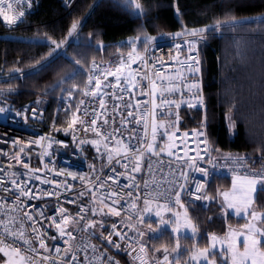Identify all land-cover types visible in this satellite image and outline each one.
<instances>
[{
  "label": "trees",
  "instance_id": "1",
  "mask_svg": "<svg viewBox=\"0 0 264 264\" xmlns=\"http://www.w3.org/2000/svg\"><path fill=\"white\" fill-rule=\"evenodd\" d=\"M140 2L146 12L144 17L137 19L113 8L107 0H75L69 11L63 8L62 0H33V10L16 31L6 32L0 24V100L19 109L42 99V126L47 133L55 134L67 126L70 110L67 101L73 107L77 106L83 95L77 91L69 101L67 92L72 81L52 89L73 68L82 74L76 77L75 82L83 88L93 59L100 61L105 70L110 67L115 71L123 56L130 51L124 42L137 36L141 40L154 35V23L157 20L165 32L175 34L185 26L189 29L211 26L214 29L218 19L223 23L235 17L241 23L220 32L211 31L209 38L200 41L198 47L207 106V136L217 156H243L252 163H264V24L248 22L264 17V0ZM177 6L180 16L177 15ZM74 19L83 22L79 37L75 34L70 43L66 42L63 47L52 52V56L56 53L63 55L47 69L30 75L39 67L37 61L43 63L45 59H51L49 53L55 45L51 43L50 37L57 42L69 40L67 30ZM90 35L91 47L88 46ZM118 46L120 51L117 50ZM144 47L145 44L139 42L138 50L142 51ZM77 59L81 61L80 64L75 63ZM198 117L196 111H181L180 127L193 128ZM228 117H234V125ZM80 141L74 145L79 152V160L90 172H97L104 166L105 159L97 157L91 143L80 144ZM216 148L220 151L216 152ZM232 188V178L216 177L208 184L209 199L195 205L181 203L197 228L196 238L185 237L180 240L186 249L181 255L183 259L188 257L194 244L201 248L207 246L210 234L223 237L226 229L245 222L241 214L225 211L217 203V198L219 200L222 194L218 193ZM91 205L93 208L94 205ZM252 207L264 212V194H259L258 202ZM116 218L124 221L121 214ZM147 222L155 224L154 220ZM260 226L264 228V223ZM144 238L146 251L151 256L156 251L161 253L160 259L165 255L164 247L168 248L167 254L170 255L175 243L172 233L167 229L158 237L152 234L146 237L145 233ZM216 254L219 256L218 252ZM119 258L124 264H131L127 258L120 255Z\"/></svg>",
  "mask_w": 264,
  "mask_h": 264
},
{
  "label": "built area",
  "instance_id": "2",
  "mask_svg": "<svg viewBox=\"0 0 264 264\" xmlns=\"http://www.w3.org/2000/svg\"><path fill=\"white\" fill-rule=\"evenodd\" d=\"M63 8L67 11L70 10L72 3L75 0H62ZM28 0L24 2V10L26 16L33 10L34 3L31 0L32 7L28 8ZM23 18V22L26 18ZM0 24L4 31L13 32L16 31L23 23H19L17 26H14V30H10L6 25L3 24V21L0 20ZM185 39L194 40L198 38L193 37H182L178 39H169L159 42H152L149 44L147 52V60L150 66V71L154 74L155 71L159 70L161 73L172 77L171 80L161 81L156 79L153 75L151 78L156 79L157 85H163L165 89L171 87L173 90L171 92L165 91L164 98L168 100L175 101L172 105H162L155 110V116L157 121L164 120L166 125H170L168 128L169 132L175 133V139L169 140L168 137L164 134V129L160 128L157 131L156 141L154 142V148L157 152L160 153L159 157L152 156L150 152L145 151V155L141 160V171L136 173H131L126 171L125 168L121 167V164L116 163V159H120L121 163H127L123 157H115L111 164L107 161V153L105 149L101 146L104 155H105V164L97 172H90L84 165L83 162L79 160V152L76 149L75 144H77L82 139H99L92 132L91 121L95 117L97 112L101 113L100 119L97 121L98 128L107 133L113 128H121V116L116 115L113 111V105L119 103L122 105L132 104L133 109L136 108L137 103L140 104V111L149 113L148 116V133L145 137L144 133V124L143 121L137 125L134 119H131V123L128 125L127 130H121L119 133H116L118 138L123 139L125 143H131L133 150L140 147V138L144 139V143H152V97L151 93V84L149 79H141L140 76L136 77V87L133 89L132 94H125L121 92V88L126 89L128 85L123 82V77L121 83L117 88L113 89L110 85L116 83V78L114 76H108L107 79H104V76L101 74L105 70V67L100 61H95L98 65L97 72L93 75L92 87H95V80L97 75L102 81L101 89L99 90L98 95H88L79 99L77 106H79L80 111L77 113L78 117L85 121L86 126L89 128V131L85 132L84 127L80 123H77L73 129H69L67 132L64 129L57 131L55 134L47 133L43 128V119L42 110L40 108V103L42 99H37L30 104H27L19 109H14L10 105L4 104L0 100V107H5L11 109L8 113V118L5 120L3 115H0V169H5L9 174L5 175V172H0V179L5 181H10L11 179H17L20 181H27L25 187L31 193V199L27 197H22L24 201L21 206L24 211L30 212L37 220L43 219L38 214L42 210L44 218L46 217H55L56 221L60 220V216L57 215V208L63 207L66 209L64 215H69L72 217H77L79 213V208L82 206L86 209V220H102L103 228L99 224L95 225L94 229H89L88 233L94 232V236H89L88 233L84 231H78V228H82L86 221H80L78 225L70 224L69 230L73 231L77 237V240L74 241V244H82L87 242L89 245H95L97 251L92 252L91 247L88 248V257L92 264H100L98 260H93V256L102 257L105 264H107V256L112 255L114 261H119V264H124L120 258L123 256L129 260L131 264H141V261L138 259H133L139 253V245L144 243V236L140 237L137 235V232L130 230L128 225L130 223L122 222L117 218L112 217H94L92 215V200L93 196L91 192H87L84 196H79V193L84 189V184L80 180V175L85 177V181H93V187L98 189L97 192V203L94 207L97 210L101 209L100 204L98 203V197L100 195L106 194L108 191H114L119 194L120 199L119 203L112 204L113 199L117 197L105 198L104 203L108 206L114 207L125 219H128L129 216L136 217L142 205H144V199L148 198L153 201V204L160 205H176V192H180V202L186 203L189 205H195L204 201L205 199H194L193 195L204 197L207 196L208 184L209 182L204 181L203 173L193 170L188 164H185L187 157H196L197 152H200V155L204 157L203 161L196 159L195 163L207 169L212 173V178L221 177V178H233V175L238 176H251L253 174H259L264 170V163H252L247 159L239 163H234L231 159H225V156H217L212 151L211 158L212 163L216 165L215 168L212 167V164L208 162L209 157L205 155L204 144H197V140H203L204 137H195L192 135L194 130H203L208 132V123L206 119V102L204 97L203 90V81H202V69L198 74H192L187 71L186 64L182 67L178 61H186V58L189 55L188 45L184 43ZM181 45L180 49L176 48V44ZM200 43V42H199ZM197 44V50L199 47ZM145 49V47H144ZM144 49L140 52L144 54ZM197 53H192L196 55ZM199 54V50H198ZM200 59V56H199ZM191 63V61H187ZM92 66V64H91ZM90 66V68H91ZM131 69L139 72L141 75L146 71L145 67L141 64L140 61H137L134 64H131ZM201 67V66H200ZM127 75V70L125 72ZM193 82H198L200 85L199 91L203 95L204 106L201 107L199 103L195 100V97L189 92L186 85ZM148 92L149 95H141V90ZM113 93L116 96H123V100H114ZM131 95V99L129 96ZM101 97L105 101V109L100 108V99ZM161 97L159 92L157 93V104H160ZM83 101V103H81ZM147 101L148 103H143ZM196 103L195 107H189L188 103ZM176 104H179V108L176 107ZM35 108V115L32 112V109ZM183 110H193L198 114V120L195 122V126L191 129H182L180 127V113ZM19 111L21 114L16 115V112ZM123 114L127 118V112L129 109L121 107L116 110ZM107 112V115L104 113ZM177 114L179 120L177 121ZM25 115L27 116V121L25 120ZM113 118H115V123L113 124ZM104 119H107L109 123L104 124ZM202 124H206V127L202 129ZM185 133L188 135L185 136ZM76 136L75 142L73 141V136ZM135 135L138 139H129ZM41 137L45 139L40 141V145L36 144L37 140H40ZM19 140V144H14V141ZM7 141V142H5ZM109 143H114L109 141ZM51 144V147L48 145ZM169 145L171 148L169 149ZM23 147L24 151L21 153L20 148ZM161 148L164 151H161ZM45 149L48 152V155H43ZM171 151L173 154L168 155V151ZM185 151H187V156H185ZM4 153H7L6 155ZM19 153L21 156L22 163H28L30 168L40 169V171L35 174L24 175L28 172V169H25L21 164L16 163V154ZM43 156V163H41V157ZM237 157V156H232ZM243 157V156H240ZM179 158V159H178ZM163 161L161 163L160 161ZM134 163V161H133ZM47 165V168L44 165ZM149 164H151V172L149 171ZM12 165V168L8 166ZM132 165H129L131 168ZM51 169V171H49ZM66 171L77 173V178L73 180L71 177H66L65 175H56L58 171ZM181 171H184L188 179L187 181L181 176ZM11 173H16L17 176H12ZM132 175L136 177L135 183L138 185V188L131 189L132 196H128L129 188L126 185L129 184L127 176ZM29 176H39L40 179L29 178ZM112 177L116 180V183H113ZM97 178L101 182L105 183V188H99V184L96 183ZM41 179L52 181L51 183H41ZM148 181V187H145V181ZM200 181L204 183V187L200 192H196V182ZM62 185H72L70 190L65 188L57 189L56 184ZM181 185L183 187L181 188ZM7 186L10 188L11 184L8 183ZM60 192L59 198L55 195L49 196L45 195L46 192ZM150 193V195H148ZM137 194L139 199H136ZM4 194L0 192V197H3ZM39 196V198H37ZM130 200H136L137 208L132 209L130 207ZM71 201H75L72 203ZM2 202V201H0ZM9 203H11V198H9ZM22 215V213H21ZM102 216V215H100ZM3 218V217H0ZM113 225H115V230L120 231L121 233H126L124 241L121 242V249H116L108 245V242L104 240L101 236L103 232L104 236H107L109 233H112V239L119 241L113 230ZM43 226L46 230V235L44 240L46 245L49 247L50 252L55 256V249L60 248L61 253L63 254V249L66 245L63 243L64 239L67 237L61 238L56 229L52 226H49V221L43 219ZM138 229V228H137ZM139 230V229H138ZM141 231V230H140ZM29 234L31 231L29 229ZM55 237V239H51ZM139 242V243H137ZM128 243H131L133 247L136 248V252L132 256H129L128 253L131 252V249L127 247ZM39 252L43 250L39 249L38 244L36 245ZM46 254V253H45ZM78 258L83 261L84 253L80 252ZM132 259V260H131Z\"/></svg>",
  "mask_w": 264,
  "mask_h": 264
},
{
  "label": "snow or ice",
  "instance_id": "3",
  "mask_svg": "<svg viewBox=\"0 0 264 264\" xmlns=\"http://www.w3.org/2000/svg\"><path fill=\"white\" fill-rule=\"evenodd\" d=\"M24 2L25 0H0V20L3 21V24L6 25L10 30H14V26H17L19 23H23V18L26 16V12L24 10ZM28 8L32 7L31 0H28L27 3ZM125 6L126 7H133L137 11L133 13L134 16H136L137 19H140L145 16L146 9L140 2V0H125ZM175 6V5H174ZM177 15L180 16V10L177 6ZM251 22H257L260 24H264V17L260 18H254ZM238 22L236 21L235 17L231 18V21L228 22L227 20L225 22H221L219 19L216 21L215 28L212 29L211 26H205L201 28H187L185 26L181 32H177L174 34L175 37H193L198 38L194 40H187L185 39L184 43L188 45V52L189 55L186 58V61H178V63L181 64L183 67L185 64L187 66V71L192 74H198L201 71V63L202 61L199 59V54L197 50V44L200 41L206 40L209 38V33L211 31L220 32L226 27H236ZM83 22L79 19H74L70 25V27L67 30V36L72 37L75 33L77 35V38L79 37V31L82 29ZM51 40V43L55 45V48L51 49L49 56H51V59H45L43 63L39 64V67L35 69L33 73H30V75L38 74L39 72L44 71L47 69L52 63L55 62V60L62 57V53H56L55 56H52V52H55L56 49H59L65 45V43H70L69 41L61 40L57 42L56 40H52L51 37L49 38ZM156 38L152 36H146L144 41H140L139 36L136 37L135 40L130 39L128 41V44L131 45V50L127 53L128 55V62L125 63L123 59H121V62L119 66L115 68V71H112L109 67L107 70H104L101 72V74L104 76V79L106 80L108 76H114L116 78V83L111 84L110 86L115 89L117 86L121 83V79L123 77V82L128 85L126 89L121 88V92L125 94H132L133 89L136 87V77L140 76L141 79H149L151 84V97H152V143H144V139L140 138V147L133 150L131 143H125L123 139L118 138L116 133H119L121 130H127L128 125L131 123V119H134L137 125H139L142 121L144 124V133L145 137H147L148 133V116L149 113L147 111L141 112L140 111V104L137 103L136 108L133 109L132 104L129 103L127 105L122 104H115L113 105V111L116 115L121 116V128L116 129L113 128L111 131L105 133L101 131L97 126V121L101 117V113L97 112L95 114V117L91 121V131L95 133L99 139H92V140H81L80 144L84 143H91L97 150V152H100L101 146L105 149L107 153V161L109 164L112 163L113 159L115 157H123L124 160L127 161V163H121L120 159H116V163L121 164V167L125 168L126 171H130L131 173H136L141 171V160L145 155V151H142V149L146 150L147 152H150L152 156L159 157L160 153L157 152L154 148V142L156 141L157 131L160 128L164 129V134L168 137V139L174 140L175 133L169 132L168 128L170 125H166L164 120H160L159 122L156 119L155 116V110L158 107H161L162 105H172L175 103L173 100H168L164 98V92L168 91L171 92L173 89L171 87L165 89L163 85H157L156 79H159L161 81L164 80H171L172 77L167 76L163 73H161L159 70L155 71L154 74L150 71V66L148 64L147 60V52H148V45L151 44ZM91 35L89 36V44L88 46L91 47L90 44ZM142 42L145 44L144 54H141L137 48V43ZM101 48H103V45H101ZM176 48L180 49L181 45L179 43L176 44ZM118 51H120V46L117 48ZM192 53H197L196 55H192ZM122 55V54H121ZM137 61H140L141 64L145 67L146 71L143 75H141L139 72L131 69V64L136 63ZM187 61H191V63H187ZM76 64H80L81 61L77 59L75 61ZM98 65L95 63V59H93L92 66L90 69H88V77L85 82V85L83 88L75 82L76 77L82 75L78 69L73 68L71 72L65 74L63 77H61L60 80L57 81L55 85L52 86V89L55 90L57 87H60L64 83H67L69 81H72L70 90L67 92V96L69 98V101L71 100L73 94L77 91H81L84 96L93 95L96 96L99 93V90L101 89L102 81L99 78V75H97L95 80V87H92L93 82V75L97 72ZM17 71L19 69H16ZM127 70V75H125V72ZM155 76L156 79H152V76ZM14 78V77H13ZM189 92L195 97V100L199 103L201 107L204 106V99L202 93L199 91H193V90H199L200 85L198 82H193L191 84L186 85ZM11 91V89H9ZM159 92V95L161 97L160 104H157V93ZM141 95H149L148 92H145L143 89L141 90ZM131 99V95L129 96ZM113 99L114 100H123V96H116L113 93ZM83 103V101H81ZM143 103L147 104V101H144ZM179 104H176V107L179 108ZM188 106L195 107L196 103L189 102ZM121 107L129 109L127 112V118L123 116L122 113L119 111H116L120 109ZM100 108L105 109V101L101 97L100 99ZM234 111V106L233 109ZM11 111L9 108L0 107V115H3L5 120L8 118V113ZM80 111L79 106H77L76 112H73L71 117L66 121L67 128L64 129L65 132H67L69 129H73L74 126L77 123H80L82 125H85L84 130L85 132L89 131V128L86 126L85 121L81 120L77 113ZM33 114L35 115L36 109H32ZM21 113L19 111L16 112V115L19 116ZM104 115H107V112L104 113ZM131 118V119H128ZM229 122L234 125V117H228ZM25 120L27 121V116L25 115ZM179 120V116L177 114V121ZM104 124L107 125L109 121L107 119H104ZM113 124L115 123V118H113ZM202 129L206 127V124H202ZM188 134L185 133V136ZM193 136L199 138L204 137L203 140H197V144H204L203 151L205 152V155L209 157L208 162L212 164V167L215 168L216 165L212 163L211 153L213 151L212 147L210 146V141L208 139V136L205 131L203 130H194L192 133ZM45 139L44 137H41L40 140L36 141V144L39 146L40 141ZM131 139H138L135 135L129 138ZM76 136H73V141L75 142ZM109 141H112L114 143H109ZM7 142V141H5ZM20 141H14V144H19ZM48 147H51V144L48 145ZM169 149L171 148V145L168 146ZM24 151V148H20V152L22 153ZM161 151H164L163 148H161ZM216 152H219L220 149L216 148ZM5 155L7 153H4ZM168 155H172L173 153L169 150ZM43 155H48L47 150L45 149ZM185 156H187V151H185ZM226 160L231 159L234 163H239L241 161L246 160V157H232L231 155H226L224 157ZM179 159V158H178ZM199 159L203 161L204 157L200 155V152H197L196 157H187L185 160V164H188L190 167L193 168V170L203 173L204 181L210 182V179L212 178V173H210L207 169L202 168L198 166L195 163V160ZM134 161V163H133ZM163 163V161H160ZM16 163L21 164V156L19 153L16 154ZM41 163H43V156L41 157ZM129 165H132L131 168H129ZM22 166L25 169H28V172L24 175L29 174H35L36 172L40 171V169H33L29 167L28 163H22ZM9 168H12V165L8 166ZM45 168H47V165H44ZM51 171V169H49ZM149 171L151 172V164H149ZM0 172H5V175H8L9 173L5 169H0ZM56 175H65L66 177H71L73 180L77 178V173L73 172H66V171H58L55 173ZM12 176H17L16 173H11ZM181 176L184 178L185 181H187L188 176L184 171H181ZM29 178H35L40 179L39 176H29ZM80 180L84 184V189H82L79 193V196H84L87 192H91L93 196L92 204L95 205L97 203V192L98 189L93 187V181L88 180L85 181V177L83 175H80ZM129 180V184L126 185L130 190L128 192V196H132L131 189L138 188V185L135 183L136 177L129 175L126 177ZM109 179H113L112 177H109ZM52 181L49 180H43L41 179V183H51ZM10 183L11 187L9 188L7 184ZM27 181H20L18 182L17 179H11L10 181H5L4 179H0V192L4 194L3 197H0V264H92V262L89 260L88 257V248L91 247V250L93 253L97 251L95 245H89L87 242H84L82 244H74L73 242L77 240L76 235L73 231L69 230L70 224H76L78 225L80 221H86L84 223V226L82 228H78V231H84L88 233L89 229H94L96 224H99L101 228H103V221L100 220H86V216L84 215L86 213V209L84 207L79 208V213L77 217H72L69 215H64L66 212V209L63 207L57 208V215H59L61 218L57 222L55 217H46L44 218L43 211L41 210L39 212V216L43 219H47L49 221V226H52L56 229L58 235L61 238L67 237V239L63 240V243L66 245V247L63 249V254L61 253L60 248L55 249V256L52 255V253L49 250V247L46 245L44 236L47 234L46 230L43 226V219L37 220L35 216H33L30 212L24 211L21 207L24 203V201L21 199L22 197H27L31 199V193L30 191L25 187ZM96 183L99 184V188H105V183L101 182L99 178H97ZM113 183H116V180L113 179ZM196 192H200L201 189L204 187V183L197 181L196 182ZM232 184H233V191L232 193H223L225 203L228 208H234L236 213L239 214L240 212H244L247 216L249 208L254 203L258 202L259 194H264V170H262L259 174H253L251 176L245 175V176H238L233 175L232 178ZM259 185V187H258ZM72 185H62L57 183L56 188L61 189L65 188L67 190H70ZM145 187H148V181H145ZM183 185H181V188ZM86 190V191H85ZM193 195L194 199H209V197L204 196H198L194 193H190ZM45 195H55L57 198L60 196V192H46ZM150 195V193L148 194ZM180 192H176V203L180 205L181 208L184 207L183 204L180 202ZM111 198V197H117V199L112 200V204L119 203L120 196L118 193L114 191H108L104 195H100L98 197V200L101 204V209L99 213L97 212V209L93 207L91 209L92 215L95 217L98 214L103 215V209L104 207H107L108 214L110 215H120V212L117 211L114 207L108 206L104 203L105 198ZM9 198H11V203H9ZM39 198V196H37ZM136 199H139V195L137 194ZM72 203H75V201H71ZM144 209L143 212L136 217L129 216L128 219H136L139 223H144V213H149L153 210V207L157 209L156 215L157 217H160V222L163 224L171 223L170 220H166L161 215V212L158 209L167 207L166 205H160L156 204L153 205V201L145 198L144 199ZM130 207L132 209L137 208L136 200H130ZM170 210V209H169ZM22 213V215H21ZM176 216L175 225L172 228V231L174 233L179 234L180 230L187 229L190 230L193 234V238H195V234L197 232L196 226L193 224L192 220L189 218L187 211L183 213V216L179 213H174ZM260 221L261 223H264V212L262 211H256L253 210L251 212V221H249L247 224L243 226V231L236 232L235 230H230L229 233L225 236V238L222 240L215 234H210L208 236V243L205 247H198V245L194 244L193 248L195 251L191 253V259L193 261H196L197 264H264V228H259L255 226V222ZM130 230H134L137 232V235L140 237H143L145 233L143 231H140L135 228V225H128ZM148 228L151 231H156L157 229H154L152 227V224H148ZM29 229L31 231V234H29ZM114 233L117 237H119V241H115L112 239V233H109L107 236L103 235V232L101 233V236L104 240L108 242V245L111 247H115L116 249H121L122 244L121 242L124 241L126 233H121L118 230H115V225H113ZM89 236H94L95 233H88ZM243 237L242 240V250L241 246L239 244V237ZM154 237H150V239H153ZM51 239H55V237H51ZM179 235H177V241L175 248L172 249L173 252H178L180 248L179 243ZM139 243V242H137ZM38 244L39 249L43 250V252H39L36 245ZM220 245L219 249V256H217L216 252L213 251L216 249L217 245ZM128 248L131 249V252L128 253L129 256H132L133 253L136 252V248L133 247L131 243H128ZM168 248L164 247L165 255L163 257V260L165 264H168L169 256ZM84 253V260L81 261L78 256L79 253ZM46 253V254H45ZM146 255V248L143 244L139 245V253L133 257V259H138L141 261V264H147V261L145 260ZM93 260H98L100 264H105L102 257H96L93 256ZM107 264H119V261H114V257L112 255L107 256ZM159 264V262H158ZM177 264H179V260L177 258Z\"/></svg>",
  "mask_w": 264,
  "mask_h": 264
},
{
  "label": "rangeland",
  "instance_id": "4",
  "mask_svg": "<svg viewBox=\"0 0 264 264\" xmlns=\"http://www.w3.org/2000/svg\"><path fill=\"white\" fill-rule=\"evenodd\" d=\"M108 1V4H110V6H112L113 8H115V9H117V10H119V11H121V12H123V13H126V14H128V15H130V16H132V17H134V18H136V16H134L133 15V13L134 12H136L137 10L135 9V8H133V7H126L125 6V0H107ZM155 32H154V35H148V36H152V37H155L156 39L153 41V42H159V41H163V40H169V39H176L177 37H175L174 36V34H169L168 32H165V30H164V28H163V26H162V24L157 20L155 23ZM74 36H75V33L73 34V36L72 37H69V40L68 41H70V40H72L73 38H74ZM182 37V36H181ZM181 37H178V38H181ZM146 38V37H145ZM145 38H143V39H141L140 41H144L145 40ZM130 39H128V40H126L124 43L127 45V46H129L130 47V50H131V45H129L128 44V41H129ZM132 40H135V39H132ZM138 44H139V42L137 43V48H138ZM139 52H141L140 50H139ZM123 61L125 62V63H127L128 62V55H124L123 56ZM67 106L69 107V114H68V119L71 117V115H72V113L73 112H76V109H77V106H72L71 104H68V101H67ZM66 128H67V126H66ZM94 150H95V152L97 153V157L99 158V159H106L105 158V155H104V152H103V150H102V148H100V152L98 153L97 152V150H96V148L94 147ZM232 191H233V188L230 190V191H225L224 193H232ZM222 193V194H221ZM219 194H221V196H220V198H219V200H218V198H217V203H218V205H219V203H220V205H221V207H223V209L225 210V211H232L233 213H235V214H237L236 213V211H235V209L234 208H228L227 207V205H226V203H225V200H224V196H223V192H219L218 193V195ZM98 203L100 204V202L98 201ZM154 205V204H153ZM177 206H170V205H167V207H165V208H161V209H158L160 212H161V215L163 216V218L164 219H166V220H170L171 221V223H168V224H163V223H161L160 222V217H157V215L155 214L156 213V211H157V209L155 208V207H153V210L151 211V212H149V213H144V223L143 224H141V223H139L138 222V220H136V219H132V220H129V219H125L124 217V222H126V223H130L131 225H135V228L137 229H139V230H141V231H143L144 233H146V237L149 235V234H152L153 236H155V237H158L159 236V234L163 231V230H165V229H167V230H169L171 233H172V235H173V239H174V246H173V248H175V246H176V241H177V235H179V243H180V240L181 239H183V238H185V237H187V238H192L193 239V234L191 233V231L190 230H187V229H181L180 230V233L179 234H177V233H174L173 231H172V228H173V226L175 225V221H176V216L174 215V213H179L180 215H181V217L183 216V213L185 212V206L183 207V208H181L180 207V205H178V204H176ZM100 206H101V204H100ZM145 207V206H144ZM144 207H143V209H144ZM143 209H141L139 212H138V216L143 212ZM170 209V210H169ZM254 209H253V207L251 206V208H249V210H248V214H247V216L245 215V213L244 212H240L239 214H241V216H243L244 218H245V222L243 223V224H241V225H234V226H231L230 228H228V229H226V232H225V235L223 236V237H219L220 239H224L225 238V236L229 233V231L230 230H235L236 232H241V231H243L244 229H243V226L245 225V224H247L249 221H251V212L253 211ZM99 211L100 210H97V212L99 213ZM119 216V215H118ZM118 216H116V215H110V214H108V210H107V207H104V209H103V215L102 216H100L99 214L96 216V217H99V218H101V217H112V218H116V217H118ZM149 220H154V225H152V227L154 228V229H157L156 231H151V230H149V228H148V222L147 221H149ZM257 222L258 221H256L255 222V226H257V227H259V228H263V227H261V226H259L258 224H257ZM196 236H197V232H196V234H195V238H196ZM145 239V238H144ZM242 240H243V237L241 236V237H239V244H240V246H241V250H242ZM172 248V249H173ZM219 249H220V245L218 244L217 245V247H216V249H214L213 251H215V252H218L219 253ZM186 251V249L181 245V243H180V248H179V250H178V252H173L172 250H171V253H170V255H168L169 256V261H168V264H177V258H178V260H179V264H197V262L196 261H193L192 259H191V253H193V251H195V249L194 248H192L191 250H190V254L188 255V257H184V259L182 258V254L184 253ZM160 256H161V253H159V252H157L156 251V253H153V256H151L149 253H148V251H146V255H145V260L147 261V264H158V262H159V264H165V262H164V260H163V257H164V255L161 257V259H160ZM132 260V259H131ZM201 264H203V262H201Z\"/></svg>",
  "mask_w": 264,
  "mask_h": 264
},
{
  "label": "crops",
  "instance_id": "5",
  "mask_svg": "<svg viewBox=\"0 0 264 264\" xmlns=\"http://www.w3.org/2000/svg\"><path fill=\"white\" fill-rule=\"evenodd\" d=\"M258 187H259V185H258ZM257 224L260 226L261 222H260V221H258V222H257Z\"/></svg>",
  "mask_w": 264,
  "mask_h": 264
},
{
  "label": "water",
  "instance_id": "6",
  "mask_svg": "<svg viewBox=\"0 0 264 264\" xmlns=\"http://www.w3.org/2000/svg\"><path fill=\"white\" fill-rule=\"evenodd\" d=\"M43 116V115H42ZM42 120V119H41Z\"/></svg>",
  "mask_w": 264,
  "mask_h": 264
}]
</instances>
